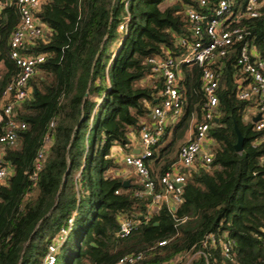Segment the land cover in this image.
Masks as SVG:
<instances>
[{
    "label": "trees",
    "instance_id": "16d2710c",
    "mask_svg": "<svg viewBox=\"0 0 264 264\" xmlns=\"http://www.w3.org/2000/svg\"><path fill=\"white\" fill-rule=\"evenodd\" d=\"M0 3L1 136L9 102L5 91L19 70L11 58V36L21 16L15 0ZM189 5L200 8L194 0H42L35 18L45 34L26 42L21 53L46 58L29 81L31 95L12 113L26 128L19 129L15 145L0 144V168H8L0 184V264H42L70 217L73 224L55 264H115L133 253H143L147 263L164 261L203 248L211 235L204 250L212 260L264 264V150L253 146L259 133L246 117L253 102L238 96V50L212 65L222 73L208 130L213 159L185 171L176 215L163 206L144 223L150 200L136 196V177L113 154L117 146L133 151L131 135L151 122L152 109L161 102L164 81L149 59L186 55L179 37L191 35ZM241 25L264 59V4L257 18ZM202 75V66L181 63L183 109L146 161L154 176L171 169L187 131L203 121ZM237 130L243 137L240 152ZM121 214L141 220L128 237L117 234ZM162 240L167 244L159 245ZM227 240L234 242L229 257L223 251Z\"/></svg>",
    "mask_w": 264,
    "mask_h": 264
},
{
    "label": "built area",
    "instance_id": "2783aa9c",
    "mask_svg": "<svg viewBox=\"0 0 264 264\" xmlns=\"http://www.w3.org/2000/svg\"><path fill=\"white\" fill-rule=\"evenodd\" d=\"M200 8L186 7V14L192 21L190 37H179L180 43L186 47L185 56L174 58L173 56H155L149 59L153 71L163 78L162 99L160 104L153 107L150 114L151 122L145 123L138 135L140 148L126 153L121 146V153L116 150L115 155L126 167L129 173L136 177L140 188L136 190V196L146 197L148 203L144 223H148L163 206L176 215V210L183 201V187L186 182L185 171H191L200 162L208 166L213 159L210 150L211 139L208 130L211 122L216 117L219 105L218 87L222 73L215 69L217 60L224 59L235 50L239 51L236 59L238 71L235 75L238 83V96L242 100H250L253 105L249 107L246 117L252 121L253 117L259 118L253 122V129L259 133V138L253 146H261L264 150V59L256 49L249 31L241 23L245 20L257 18L264 4V0H194ZM42 0H15L21 20L18 28L11 36V58L16 62L19 70L14 80L5 91L9 99L5 106L7 115L4 132L0 136V144L15 145L19 129L26 128L24 122L17 121L12 117L14 105L25 101L32 93L29 84L37 66L45 61L46 56L22 54L21 48L26 42L35 38L43 37L45 27L35 18ZM4 6L0 3V11ZM211 11L210 13L208 12ZM181 63H192L203 67V91L205 93V111L203 121L195 122L191 126L188 140L183 144L177 155V160L171 169L163 175L154 176L146 161L152 157L153 148L164 137L166 128L177 120L182 113L184 98L178 88V74ZM133 149V146L131 147ZM115 150V149H114ZM114 152V151H113ZM45 157V152L39 153L38 168ZM264 164V153L260 157ZM8 168H0V184L5 182ZM119 191H116L118 193ZM120 229L118 235L128 237L141 224V220L133 219L126 214L119 216ZM179 221V220H178ZM185 219L182 220L184 222ZM73 224V217L67 220L66 225L61 227L59 235L55 238L45 255L42 264H55L57 251L63 238L68 234ZM208 236L202 243L203 248L192 253L180 254L169 260L157 262H145L143 253H133L122 256L115 264H191L195 259L202 256L206 264H220L211 259L204 250L207 247ZM168 240H162L159 245H166ZM233 241L223 242L225 256L229 257Z\"/></svg>",
    "mask_w": 264,
    "mask_h": 264
},
{
    "label": "crops",
    "instance_id": "0c3cea01",
    "mask_svg": "<svg viewBox=\"0 0 264 264\" xmlns=\"http://www.w3.org/2000/svg\"><path fill=\"white\" fill-rule=\"evenodd\" d=\"M190 129H191V127H190L189 130L187 131L186 139H185V141H184L185 143H186L187 140H188V135H189ZM131 139H132V145H131V147L133 146V150L136 149V150H134V151H135V152H138V149L140 148V142H139L138 135L132 134V135H131ZM184 142H183V143H184ZM211 143H212V141H210V144H211ZM114 149H115V150H118L119 152L121 151V149H120L119 146L115 147ZM114 149H113V151H114ZM120 153H121V152H120ZM177 155H178V153H177ZM115 156H117V155H115Z\"/></svg>",
    "mask_w": 264,
    "mask_h": 264
},
{
    "label": "water",
    "instance_id": "95a60500",
    "mask_svg": "<svg viewBox=\"0 0 264 264\" xmlns=\"http://www.w3.org/2000/svg\"><path fill=\"white\" fill-rule=\"evenodd\" d=\"M258 118H259V115L253 117L252 121L254 122ZM237 137H238V139H237V143L235 144V149H236V151L240 152L241 149H242L243 137L240 134V131L239 130H237ZM128 185H129V181L127 180V181H125L124 186L127 187Z\"/></svg>",
    "mask_w": 264,
    "mask_h": 264
},
{
    "label": "rangeland",
    "instance_id": "374dc122",
    "mask_svg": "<svg viewBox=\"0 0 264 264\" xmlns=\"http://www.w3.org/2000/svg\"><path fill=\"white\" fill-rule=\"evenodd\" d=\"M174 1V0H173ZM194 123V122H193ZM193 125V124H192ZM191 125V126H192ZM170 139H171V135H169L168 137H167V139L165 140V143L164 144H166V143H168L169 141H170ZM115 151L116 150H114V152L113 153H115ZM115 155V154H114ZM118 161H120V160H118ZM121 162V161H120ZM93 234V231H89V233H87V235H86V237H85V240H84V247H86L87 246V243H88V241H89V239H90V237H91V235Z\"/></svg>",
    "mask_w": 264,
    "mask_h": 264
}]
</instances>
